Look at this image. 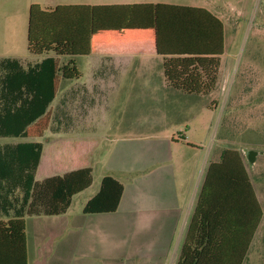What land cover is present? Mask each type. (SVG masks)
Listing matches in <instances>:
<instances>
[{
  "label": "rangeland",
  "instance_id": "obj_1",
  "mask_svg": "<svg viewBox=\"0 0 264 264\" xmlns=\"http://www.w3.org/2000/svg\"><path fill=\"white\" fill-rule=\"evenodd\" d=\"M59 1L0 0V60H21L27 54L30 4L54 8ZM147 1L204 8L223 22L224 54L212 91H177L153 71L156 77L149 80L109 76L92 95L93 102L70 103L72 92L78 96L91 88L88 77L95 70L94 61L78 58L84 77L61 82L50 104L51 129L39 139L46 150L55 144L56 150L65 148L64 160L69 144L83 155L87 146H78L79 141L97 142L90 158L91 185L73 196L69 215L83 222L84 204L99 190L102 177L111 176L124 188L117 220L138 225L139 238L158 233L157 224L168 218L174 223L188 212L205 163L219 160L224 150L238 154L264 210V0ZM15 140L0 138V147ZM249 151L256 153L253 163ZM178 236L179 229L174 242ZM260 242L259 226L245 264H260ZM168 261L161 257L156 264Z\"/></svg>",
  "mask_w": 264,
  "mask_h": 264
},
{
  "label": "trees",
  "instance_id": "obj_2",
  "mask_svg": "<svg viewBox=\"0 0 264 264\" xmlns=\"http://www.w3.org/2000/svg\"><path fill=\"white\" fill-rule=\"evenodd\" d=\"M126 46L129 49L152 46L166 56L163 73L171 88L205 95L212 91L214 72L224 54V24L206 9L196 7L159 4L42 9L31 4L27 52L52 56L28 69H23L16 59L0 60V137L43 136L50 123L48 107L61 79L77 80L82 76L74 58L116 55ZM62 57L67 58L65 63H61ZM78 144L87 146L86 153L80 155L69 144L66 160L65 148L56 150V144L44 151L40 143L0 147V210L12 209L15 215L6 222L0 221V264H27L25 212L28 216L63 214L73 196L91 185L90 158L97 142L87 140ZM39 164L45 178L37 182ZM216 178L220 193L228 181L231 183V264H242L246 258L262 210L238 154L224 150L220 161L210 163L207 168L177 264H197L195 260L212 250L220 237L217 231L212 233L201 224L208 183ZM16 189L20 190L21 199L14 195ZM123 190L116 179L104 176L99 190L84 204L82 212L117 211Z\"/></svg>",
  "mask_w": 264,
  "mask_h": 264
},
{
  "label": "crops",
  "instance_id": "obj_3",
  "mask_svg": "<svg viewBox=\"0 0 264 264\" xmlns=\"http://www.w3.org/2000/svg\"><path fill=\"white\" fill-rule=\"evenodd\" d=\"M91 1L92 0H60L55 7L175 5L153 3L147 0H113V2H106V0L97 2ZM32 4L40 6L37 2H32ZM139 10L144 9L141 8ZM49 56L52 55H32L27 52L21 60L18 58L9 59L18 60L23 69H28L39 64L43 59ZM165 57L166 56L157 53L152 46H142L133 49H129L126 46L125 49L121 50L120 54L109 56H77L74 58L76 66L78 58H85L95 62L93 63L95 65V70L93 74L88 77L91 88L84 89L81 95L78 96L76 95L77 90H75L71 93L69 102H93L94 99L92 95L99 86L105 85L109 76L124 79L146 78L149 80L156 77L153 71H159L157 75L169 86L163 73V62ZM60 60L61 63H65L67 58L62 57ZM62 60H64V62H62ZM106 60L113 61H109L110 63L107 62L105 64ZM81 74L82 76L75 81L81 80L84 77L82 72ZM63 80L65 79H61L60 81L59 89ZM48 110L51 112L52 121L53 107L51 108L49 105ZM48 129H51L50 124L41 137H0L4 139H16L14 142L5 143L2 146H14L22 143H40L44 151L47 146H44L39 139L44 137ZM219 161L220 159L210 160L205 163L197 193L191 202L188 212L184 216L183 213H180V216L174 223L173 220L168 218L163 224H157V231L161 229L160 232H162V234L160 232H152L150 234L148 231V235H144L146 239H143L144 236L139 238L138 225L117 220L120 219V217H118V209L112 213L85 214V220L83 222L72 219L69 215V208L65 213L54 216H28L25 212L23 219L26 228L27 264H156L161 257L168 259L169 264H177L190 218L204 183L207 168L210 163ZM44 175L45 174L41 173V164H39L35 174V181H42V179L45 178ZM218 182L216 178V181L215 179H210L208 183V195L206 201L203 203L202 209L203 222L201 224H203V227H201L203 229L209 227L212 233L213 231H217L220 237H218L214 245H212V250L205 252L200 260H195L197 264H231V183L228 181L223 192L220 193L218 189L221 186L217 184ZM14 195L18 199L22 198L20 190L18 189L15 190ZM17 207L16 205L15 208ZM260 207L262 210L259 224L261 230L260 264H264V210L261 205ZM14 217L15 215L12 209L8 212L0 210V221L6 222ZM27 219L30 220L29 224L27 223ZM197 223L200 225V217H198ZM178 229V240L174 242ZM197 249L199 251V247H197ZM247 256L248 252L246 258ZM246 258L242 264H245Z\"/></svg>",
  "mask_w": 264,
  "mask_h": 264
},
{
  "label": "water",
  "instance_id": "obj_4",
  "mask_svg": "<svg viewBox=\"0 0 264 264\" xmlns=\"http://www.w3.org/2000/svg\"><path fill=\"white\" fill-rule=\"evenodd\" d=\"M255 152L254 151H249L247 155V159L249 163H253L255 159Z\"/></svg>",
  "mask_w": 264,
  "mask_h": 264
}]
</instances>
